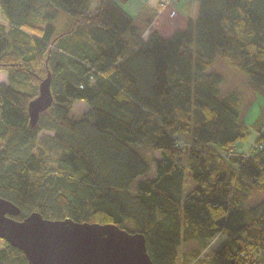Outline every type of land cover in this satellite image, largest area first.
Wrapping results in <instances>:
<instances>
[{"label": "trees", "instance_id": "obj_1", "mask_svg": "<svg viewBox=\"0 0 264 264\" xmlns=\"http://www.w3.org/2000/svg\"><path fill=\"white\" fill-rule=\"evenodd\" d=\"M127 1L0 0V197L17 220L143 233L154 264L191 241L184 264H264V123L237 151L251 134L241 96L209 72L223 58L264 96V0H199L185 28L146 37ZM48 73L53 104L33 126ZM0 264L28 260L4 241Z\"/></svg>", "mask_w": 264, "mask_h": 264}, {"label": "water", "instance_id": "obj_2", "mask_svg": "<svg viewBox=\"0 0 264 264\" xmlns=\"http://www.w3.org/2000/svg\"><path fill=\"white\" fill-rule=\"evenodd\" d=\"M53 104L51 74L29 103L31 124ZM20 208L0 197V239L22 250L28 264H154L146 237L116 224L51 220L34 212L23 220Z\"/></svg>", "mask_w": 264, "mask_h": 264}, {"label": "rangeland", "instance_id": "obj_3", "mask_svg": "<svg viewBox=\"0 0 264 264\" xmlns=\"http://www.w3.org/2000/svg\"><path fill=\"white\" fill-rule=\"evenodd\" d=\"M144 0H128L123 3V6L126 10H128L135 18H137L139 14V8L143 6ZM161 0H158L157 5L154 10V18H158L163 11H165L169 6L176 8L178 12L184 16L191 17L196 19L199 13V0H171L164 8L160 6ZM96 7V3L92 6V10ZM175 12V13H174ZM175 9L170 11V16L174 17L177 13ZM0 21H3V17L0 13ZM139 24H143L141 20H136ZM170 35V34H168ZM209 72H216L223 77V82L220 86V96L228 93L236 92L241 96V104H242V117L251 127V134L247 139L239 141L235 149L241 152H248L252 146L255 144L257 137L259 136V129L262 127L264 123V96L260 94H254L252 88L248 84L247 78L235 67L226 62L223 58L217 57L209 68ZM7 75L5 72L0 71V82H7ZM88 109V104L85 101H75L74 103V112L76 115H81ZM144 153L145 150L143 149ZM145 154L151 155L150 152H146ZM156 157H159V152L155 153ZM137 181L133 183V190L136 187ZM262 194L255 190L252 194V198L249 201L250 204H256ZM212 245V247H214ZM4 247V240L0 239V249ZM197 249H201L199 247L198 242L191 241L189 243L183 244L179 249L180 259L177 264H184L182 261L183 256L187 255L191 251H196ZM203 251L202 254L206 253V250Z\"/></svg>", "mask_w": 264, "mask_h": 264}, {"label": "crops", "instance_id": "obj_4", "mask_svg": "<svg viewBox=\"0 0 264 264\" xmlns=\"http://www.w3.org/2000/svg\"><path fill=\"white\" fill-rule=\"evenodd\" d=\"M143 6L139 8L138 20L144 21L141 25V31L143 36H148L154 30H158L161 33L168 35L176 31L177 29H183L186 27L188 20L193 19L188 16H184L178 12L176 8L169 6L158 18H154V10L158 0H144ZM175 9L177 14L174 17L170 16V11Z\"/></svg>", "mask_w": 264, "mask_h": 264}, {"label": "built area", "instance_id": "obj_5", "mask_svg": "<svg viewBox=\"0 0 264 264\" xmlns=\"http://www.w3.org/2000/svg\"><path fill=\"white\" fill-rule=\"evenodd\" d=\"M171 0H161V3H160V6H161V8L163 7H165L169 2H170ZM175 13V12H174Z\"/></svg>", "mask_w": 264, "mask_h": 264}]
</instances>
